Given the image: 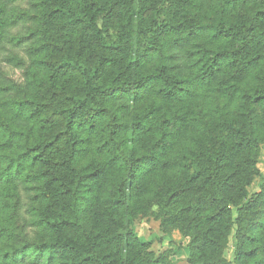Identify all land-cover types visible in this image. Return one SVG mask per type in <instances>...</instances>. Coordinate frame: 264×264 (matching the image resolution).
Masks as SVG:
<instances>
[{"label":"trees","instance_id":"trees-1","mask_svg":"<svg viewBox=\"0 0 264 264\" xmlns=\"http://www.w3.org/2000/svg\"><path fill=\"white\" fill-rule=\"evenodd\" d=\"M3 54L0 264H264V0H0Z\"/></svg>","mask_w":264,"mask_h":264},{"label":"rangeland","instance_id":"rangeland-1","mask_svg":"<svg viewBox=\"0 0 264 264\" xmlns=\"http://www.w3.org/2000/svg\"><path fill=\"white\" fill-rule=\"evenodd\" d=\"M22 9H27L28 6L26 3L21 5ZM34 29V25L32 23H25L23 25H19L14 31H12L13 35H23L27 36L28 33ZM16 53H23V50L20 49ZM20 54V55H21ZM7 54H3L0 59V70L5 74V77L12 81L15 84L23 83V75L24 69H14L10 66H7L4 62L3 56ZM264 153V150H263ZM264 154L261 158H263ZM264 159H260V170L264 172ZM262 161V162H261ZM259 185V180L255 179L253 185L248 189L249 194L253 193L257 190ZM133 231L139 236L146 240L151 241V251L155 255H159L163 252H168L171 254V263L172 264H188V251L187 244L188 239L183 237L178 231H172L168 235H164L161 232L160 223L158 220L154 218L153 215L140 217L134 221L132 225ZM233 234L229 240V246L226 250L225 257L229 262L233 260Z\"/></svg>","mask_w":264,"mask_h":264}]
</instances>
